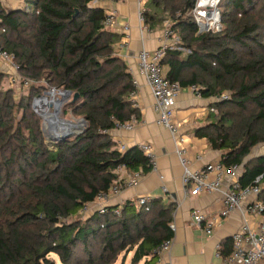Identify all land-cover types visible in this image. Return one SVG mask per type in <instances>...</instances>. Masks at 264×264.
I'll return each instance as SVG.
<instances>
[{"label": "trees", "instance_id": "trees-1", "mask_svg": "<svg viewBox=\"0 0 264 264\" xmlns=\"http://www.w3.org/2000/svg\"><path fill=\"white\" fill-rule=\"evenodd\" d=\"M101 1L26 0L27 12L0 13V47L15 55L21 81L46 83L30 86L20 104L11 92L0 91V264H116L130 253L129 264H161L158 249L174 237V202L155 199L145 212L129 201L104 214L78 215L110 190L118 167L151 171L137 146L122 153L113 138L118 124L132 117L137 123L140 113L131 100L133 75L117 53L121 36L105 25ZM147 6L145 24L154 29L169 14L173 34L188 51H168L162 62L166 78L183 89L196 86L204 99L230 93L211 105L217 111L213 122L196 136L221 153L224 165L244 166L242 186L262 176L258 199L264 204V156L246 161L264 144V26L251 15L259 11L264 21V0H221L223 30L204 34H198L191 13L196 0H147ZM239 49L247 53L240 56ZM4 76L3 71L0 85ZM49 90L79 94L63 105L62 114L82 116L87 124L83 133L53 148L43 118L31 108V100ZM18 108L24 116L15 140L20 148L13 150L12 115ZM231 245L229 238L225 255Z\"/></svg>", "mask_w": 264, "mask_h": 264}, {"label": "crops", "instance_id": "crops-1", "mask_svg": "<svg viewBox=\"0 0 264 264\" xmlns=\"http://www.w3.org/2000/svg\"><path fill=\"white\" fill-rule=\"evenodd\" d=\"M144 2V1H143ZM27 3L26 0H4V7L8 12L19 10ZM107 14H114L116 26L113 32L121 36L117 45V53L125 63L134 78L140 82L137 90V109L140 113V121L135 123L133 131H120L113 134L118 144L127 145L128 149L139 143L151 142L154 144L158 170L144 174V178L133 188L124 190L119 196L114 197L109 206H122L126 202H134L141 196L150 195L160 199L164 204L174 202L176 210L172 224L175 226L172 250L160 255L161 264H223L217 256V246H223L225 241L240 230L244 223L243 212H236L216 226L214 235L208 236L204 230L205 224L196 226L192 222V213L197 210L206 216V219H214L222 210L223 204L218 194L185 196L182 183L183 168L176 154V141L171 133L157 125V114L154 110L155 99L151 89L145 80L138 77V54L143 49L150 51L159 48L161 43V28L144 29L139 21V0H103L100 2ZM129 27V40L125 46L124 28ZM1 70L7 69L0 62ZM164 73L168 67H163ZM210 99H200L189 88L183 89L177 99L175 120L179 126V138L184 141L188 149V155L194 164V168H202L207 163L221 162V153L213 151L206 139L198 138L196 131L199 128L213 122L211 117ZM202 157V161H198ZM143 172L137 170L136 172ZM131 173V171H129ZM129 175L124 176V180ZM167 188V192H164ZM152 201V202H153ZM152 205V203H151ZM246 206L244 205V208ZM245 215L252 228L260 225V219L248 214ZM259 264H264V261Z\"/></svg>", "mask_w": 264, "mask_h": 264}, {"label": "built area", "instance_id": "built-area-1", "mask_svg": "<svg viewBox=\"0 0 264 264\" xmlns=\"http://www.w3.org/2000/svg\"><path fill=\"white\" fill-rule=\"evenodd\" d=\"M221 0H196V6L192 10L197 25L199 27L198 34H204L210 30H214L220 22V15L217 9ZM139 21L144 29H147L144 18V3L139 0ZM5 10L4 0H0V13ZM29 10L28 4L25 3L20 11L27 12ZM8 12V11H7ZM105 25L109 28L116 26L114 14H107ZM3 23L0 17V25ZM5 31V30H3ZM125 39L129 40V27L124 28ZM161 43L158 49L150 51L143 49L138 54V77L145 80L146 85L151 89L155 99L154 110L157 114V125L169 131L176 141V154L179 159L180 165L183 168L182 183L185 189V196H199L203 194L212 195L218 194L221 197L223 204L222 210L219 215L214 219H206V216L200 211L195 210L192 213V222L196 226L205 224L204 230L208 236H213L216 226L221 221L227 219L229 216L236 212H243L244 223L240 230L233 234L231 237L232 245L229 254L223 253V246H217V256L223 261V264H259L264 261V204L258 199L260 194V182L262 176L257 178L256 181L249 186H242L240 179L242 177L244 166L232 165L226 166L221 162L207 163L202 168H194V164L189 158L188 149L184 145L182 138H179V126L175 120V110L177 99L180 96L183 88L178 82H171L166 78L162 62L166 57L168 51L183 50L180 47V38L174 35L171 30L170 22H167L162 30ZM0 62L7 69L6 74L9 76V82L12 85H21L24 89H28L32 82L21 81L20 65L15 60V55L9 53L0 47ZM134 92L131 94L133 106L137 107V90L139 89L140 82L138 78L133 77ZM189 90L200 99H203L199 94V89L196 86L189 87ZM53 91V90H52ZM230 98L229 94L224 93L217 97H212L210 100L213 103L223 102ZM38 98L35 101L39 102ZM43 109L42 112L46 113V119L43 117V128L51 133L53 123L48 120L52 119V114H47ZM212 113H217L214 108H211ZM48 118V119H47ZM135 117L125 124H118L113 130V133L120 131H133L135 129ZM46 127V128H45ZM106 133V132H105ZM109 133V132H108ZM138 149L149 158V166L151 171L158 170V158L154 144L151 142H143L137 145ZM128 150L127 145L120 143L119 151L124 153ZM198 161H202V157H198ZM150 171V172H151ZM118 178L113 183L110 190L106 193H101L97 198L86 205L78 213L79 217L86 218L93 213L104 214L109 207L110 201L119 196L124 190L136 187L144 178L143 172H131L125 166H120L117 169ZM129 175L125 181L123 178ZM167 192V188H164ZM152 196H141L133 202L137 210L149 212L151 209ZM246 206V209L244 208ZM260 219V225L257 228H252L245 215V211ZM116 215H121V207L115 210ZM171 229L175 232V226L171 225ZM173 240L165 242L158 249V254L169 253L172 250Z\"/></svg>", "mask_w": 264, "mask_h": 264}, {"label": "rangeland", "instance_id": "rangeland-1", "mask_svg": "<svg viewBox=\"0 0 264 264\" xmlns=\"http://www.w3.org/2000/svg\"><path fill=\"white\" fill-rule=\"evenodd\" d=\"M144 2V5H145V7L147 8L148 6H147V0H143ZM148 9V8H147ZM151 13H154V11L153 12H151ZM253 17H257L258 19H259V22L264 26V21L262 20V18H263V14H261V12H259V11H257L256 13H252L251 14ZM177 17L179 16L178 14L176 15ZM162 19H163V21H162V23L161 24H159V25H157L156 26V28H161V29H163L164 28V26H165V24L167 23V22H170V21H172L171 20V17L169 16V14H162ZM220 20H221V17H220ZM215 31H222L223 30V27H222V25H221V22H219V24L215 27V29H214ZM262 35H263V37H264V31L262 32ZM254 51V50H253ZM183 52H184V54L186 55V53L188 52L187 50H185V49H183ZM238 53H239V55L240 56H242V55H244V54H246L247 53V51H245V50H243V51H241L240 49H239V51H238ZM184 56V55H183ZM2 68L0 67V74L1 73H3V71L1 70ZM3 79H2V82H1V85H0V91L2 92V93H6V92H11L12 93V96H13V98H14V101L16 102V103H21V102H23V99L24 98H26V97H28V95H29V91H28V89H24V88H22V85H12L10 82H9V76L6 74V76H4V77H2ZM32 82V84H31V87L33 86V87H39V86H42V85H45L46 83L44 82V81H42V80H40V81H37V82H35V81H31ZM51 92V90H49L47 93H50ZM225 93H227V94H229L230 95V93L229 92H225ZM45 97V98H44ZM58 97H59V95H58V93H56V95L54 96V98L53 99H51V97L50 96H46V94H44V95H42L41 96V98L42 99H40V101L38 102V103H36V104H39V105H36V107L34 106V103H35V100L33 101V100H31V104H32V109L36 112V114L39 116V117H41V118H43V117H46V116H48V115H46V113L44 112H42V110L43 109H46L45 111L47 112V114H54V112H55V100L56 99H58ZM38 99V98H37ZM51 101H53V102H51ZM27 102V101H26ZM23 116H24V114H23V112L22 111H20V109L18 108L17 110L15 109V111H14V113H13V115H12V118L14 119V124H13V130H12V138H11V143H12V145L14 146V147H17V148H13V150L14 149H18V148H20L19 146H18V144L15 142V140L16 139H18L21 135H18V130H19V124L21 123V120L23 119ZM43 116V117H42ZM82 116H78V117H73V116H71V115H66V116H63V114H62V108H61V113H60V115H59V120L61 121V122H70V123H74V124H78V123H81V121H82V118H81ZM57 125V124H56ZM82 126V129H86V127H87V124H82L81 125ZM46 128V127H45ZM46 130V129H45ZM24 131V130H23ZM25 133H26V131H24ZM46 132V131H45ZM74 132H79V131H74ZM20 133H22V131L20 132ZM16 134V135H15ZM46 134L47 135H45L46 136V140H47V142H48V145L50 146V148H53V146L55 145V141H53L52 139H50L49 138V135H54V134H56V133H54V134H52V133H50L49 131H47L46 132ZM260 156H264V144H260V145H258L257 147H255L253 150H252V152H251V154L249 155V157L248 158H246V161H254V160H256V159H258V157H260ZM17 165V166H16ZM11 167H14V170H13V172H16V171H18L17 170V168H18V163H16L15 165H13V166H11ZM10 167V168H11ZM132 254L133 253H130L129 255H128V258H127V260H126V262H124V263H122L121 262V260H122V257H123V255L124 254H122V255H120V257H119V259H118V261H117V263L116 264H129V262H130V258L132 257ZM142 264V263H141Z\"/></svg>", "mask_w": 264, "mask_h": 264}, {"label": "water", "instance_id": "water-1", "mask_svg": "<svg viewBox=\"0 0 264 264\" xmlns=\"http://www.w3.org/2000/svg\"><path fill=\"white\" fill-rule=\"evenodd\" d=\"M15 11H19V10H15ZM12 12H14V11H11L10 13H12ZM217 13H218V15H220L219 9H217ZM52 94L54 97L56 95V91L53 90L50 93H46V96H49ZM58 95H59L58 99L55 100V112L51 116L54 121H52V120L50 121V119L48 120L50 123H53V125H55V126H57L56 125L58 123L57 119L59 120V115L61 113V108L63 107V105L67 101H69L72 98V96H73V102H75L79 98V94L72 95V93L69 91H64V92L58 93ZM51 102H53V101H51ZM36 103H38V102L35 101V103H34L35 107H36ZM44 118L46 119V117H44ZM82 124L85 125L86 121L82 120L81 123H78V124H74V123H70V122H64V123H62V126L67 125L68 127H66V128L63 127V130L60 133H56L54 135H49V138L52 139L53 141H55L56 143L65 142L70 137H72L74 135H80L81 133H83L85 131V129H82V126H81ZM74 131H79V132H74Z\"/></svg>", "mask_w": 264, "mask_h": 264}, {"label": "bare ground", "instance_id": "bare-ground-1", "mask_svg": "<svg viewBox=\"0 0 264 264\" xmlns=\"http://www.w3.org/2000/svg\"><path fill=\"white\" fill-rule=\"evenodd\" d=\"M51 97V99H53V94L52 95H49ZM36 105H39V104H36ZM57 119V118H56ZM52 121H54L53 119H51ZM57 126L55 125H52L51 127V133L54 134V133H60L62 130H63V127H68L67 125L65 126H62V123L64 122H61L60 120L57 119Z\"/></svg>", "mask_w": 264, "mask_h": 264}, {"label": "flooded vegetation", "instance_id": "flooded-vegetation-1", "mask_svg": "<svg viewBox=\"0 0 264 264\" xmlns=\"http://www.w3.org/2000/svg\"><path fill=\"white\" fill-rule=\"evenodd\" d=\"M40 98V97H39Z\"/></svg>", "mask_w": 264, "mask_h": 264}]
</instances>
